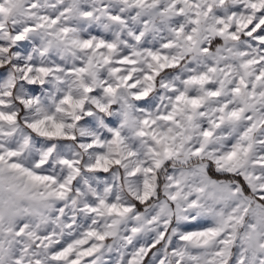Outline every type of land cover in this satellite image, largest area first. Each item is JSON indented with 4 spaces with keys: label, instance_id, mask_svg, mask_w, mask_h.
Here are the masks:
<instances>
[{
    "label": "snow or ice",
    "instance_id": "6c2138e0",
    "mask_svg": "<svg viewBox=\"0 0 264 264\" xmlns=\"http://www.w3.org/2000/svg\"><path fill=\"white\" fill-rule=\"evenodd\" d=\"M89 2L92 7L84 0H0V53L18 52L27 46L28 39H34L30 34L41 31L49 37L46 49L73 30L71 23L76 17L85 23L94 21L102 10L106 18L126 24L125 16L117 13L129 9L136 12L130 19L140 21L143 31L137 28L129 32L130 36L139 41L145 32L163 28L169 36L161 47H179L182 57H192L180 85L171 89V111L159 117L174 127L150 133L160 148L159 152L152 150L156 157L153 163L159 168L164 161L181 157L184 164L193 159L200 163L178 176H168L170 191L166 195L174 202L175 212L166 202L149 215L114 200L89 198L82 209L84 222L72 217L74 223L63 225L69 230L63 239L54 232L41 235L28 225L15 227L16 201L29 198L27 189L11 183L5 186L0 179V264H25L26 256L35 257L29 264H110L103 259L105 255L115 256L111 264H264V0H121V7L115 11L106 6L107 0ZM51 8L55 12H49ZM72 43L81 49L116 48L105 40L94 45V40L87 37ZM8 44L13 46L9 48ZM145 52L160 67H175L177 57L161 64L169 57L155 48H145ZM110 62L104 58L105 64ZM117 63L134 61L126 56ZM27 71L31 73L32 68ZM37 71L48 73L44 67ZM77 71L87 69L80 67ZM116 71L113 69V74ZM5 77L6 72L0 69V84ZM124 79L130 81L131 77ZM66 102H71L70 98ZM0 120L13 122L16 117L0 112ZM149 123L154 121H144L145 125ZM114 136L113 144L120 133ZM18 155L10 146L6 153L0 151V164L7 163L10 170L23 172L31 181L57 183L54 177L37 175L14 162ZM62 163L72 167L67 160ZM109 163L119 165L121 161L100 156L89 171L103 168L106 172ZM153 171L152 167L137 166L130 175H151ZM190 182L191 191L186 192ZM66 187L60 183L52 194L63 198ZM144 189L138 197L141 203L153 195L147 179ZM248 191L261 193L260 202L246 195ZM192 192L205 193V202L189 200ZM74 227L77 230L73 232ZM108 240L116 243H105Z\"/></svg>",
    "mask_w": 264,
    "mask_h": 264
},
{
    "label": "clouds",
    "instance_id": "9594fccd",
    "mask_svg": "<svg viewBox=\"0 0 264 264\" xmlns=\"http://www.w3.org/2000/svg\"><path fill=\"white\" fill-rule=\"evenodd\" d=\"M50 2L55 3V0ZM84 2L92 7L89 0ZM106 6L115 11L121 7V0H107ZM95 7L100 8V5L96 4ZM48 11L55 12V9ZM117 14H123L128 23L112 21L101 10L94 21L85 23L79 17L74 18L71 23L73 30L66 36H59L46 49L49 37L41 31L30 34L34 39H28L27 46L21 47L18 52L0 53V69L6 72L4 83L0 84V112L16 117L13 122L0 120V151L6 153L11 146L19 153L14 162L37 175L54 177L57 181L56 184L31 181L23 172L10 170L7 163L0 164V179L5 186L11 183L26 188L29 197L16 201L17 214L12 221L15 227L28 225L41 235L54 232L57 238L63 239L69 232L63 225L74 223L72 217L84 222L86 214L82 209L89 198L114 200L117 204L130 205L141 214L149 215L159 211L157 206L166 202L175 212L174 202L168 200L166 195L170 191L168 176H178L181 171L200 163L193 159L184 164L181 157L164 161L156 168L153 163L156 157L152 150L159 152L160 148L153 143L150 135L151 132L159 134L174 127L159 117L171 111V89L173 85H180L192 57H182L179 47H161L168 42L169 36L163 28L145 32L141 40H135L129 32L134 33L137 28L143 31L140 21L130 19V16L137 15L136 12L129 9ZM155 19L159 23V18ZM82 23L83 27H80ZM85 37L93 39L94 45L105 40L106 43L115 44L116 48L97 49L93 46L91 49H81L72 43L73 40L83 41ZM7 46L11 48L13 45ZM145 48H155L163 56L169 57L161 64H169L172 57H177L175 67H160L147 56ZM136 51L141 54L134 56ZM126 56L134 63H117ZM105 57L111 62L105 64ZM29 67L32 68L31 73L27 71ZM40 67L48 69L47 75L37 71ZM80 67L87 71L78 72ZM113 69H117L115 74ZM149 75L152 79H145ZM126 76H130L131 80L126 81ZM106 88L114 91L106 92ZM145 91L147 95H143ZM69 98L71 102H66ZM101 107L105 110L101 111ZM145 120L154 123L145 125ZM33 124L37 128H33ZM55 125L62 127L58 129ZM115 132H119L120 137L113 144ZM141 132L149 135L141 136ZM192 143L194 145L196 140ZM100 156H107L110 161L119 159L121 163L105 165L108 169L106 172L103 168L89 171ZM65 160L71 162L72 167L62 163ZM99 162L104 165L103 160ZM203 163L207 164L208 161ZM137 166L152 167L154 171L151 175H130ZM146 179L153 186V195L149 201L141 203L138 197L145 190ZM60 183L67 186L63 198L52 194L58 190ZM185 191H191V182ZM4 195L7 197L8 193ZM205 195L192 192L189 200L195 198L204 203ZM246 195L260 202L258 198L261 193L248 191ZM76 230L74 227L71 231ZM105 243L116 242L108 240ZM19 246L24 245L20 243ZM33 259L35 257H24L25 264ZM103 259L111 264L115 256L105 255Z\"/></svg>",
    "mask_w": 264,
    "mask_h": 264
}]
</instances>
